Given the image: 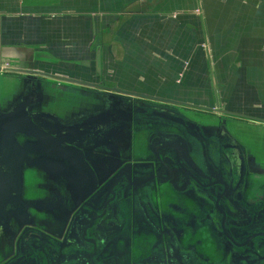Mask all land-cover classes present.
I'll list each match as a JSON object with an SVG mask.
<instances>
[{
    "label": "flooded vegetation",
    "instance_id": "af4514ba",
    "mask_svg": "<svg viewBox=\"0 0 264 264\" xmlns=\"http://www.w3.org/2000/svg\"><path fill=\"white\" fill-rule=\"evenodd\" d=\"M26 83L0 102V264H264L260 130Z\"/></svg>",
    "mask_w": 264,
    "mask_h": 264
},
{
    "label": "crops",
    "instance_id": "0c3cea01",
    "mask_svg": "<svg viewBox=\"0 0 264 264\" xmlns=\"http://www.w3.org/2000/svg\"><path fill=\"white\" fill-rule=\"evenodd\" d=\"M156 56L171 67L155 70L164 63ZM11 77L16 86L0 102L19 98L26 80L50 96L63 88L65 99L78 87L118 88L263 134L264 0H0V85Z\"/></svg>",
    "mask_w": 264,
    "mask_h": 264
},
{
    "label": "rangeland",
    "instance_id": "374dc122",
    "mask_svg": "<svg viewBox=\"0 0 264 264\" xmlns=\"http://www.w3.org/2000/svg\"><path fill=\"white\" fill-rule=\"evenodd\" d=\"M158 61L161 60L163 61L164 63H159L156 67H155V70H161L163 72H165L166 70L169 69V67H171V64L169 63V61L165 58V57H161V56H156ZM183 63V66L181 67L180 71L176 74V78H175V81L178 82V83H181L182 79L184 78V76L186 75V71L189 67V64H190V61L189 60H183L182 61ZM10 66V65H9ZM8 67V66H7ZM154 70V69H152ZM82 72V71H81ZM138 78L140 77H143L142 73H139V72H136ZM108 77H110L109 79L110 80H113L112 78H114V73L113 72H110L108 74H106ZM153 76H155V79L158 78V74H152V79L150 80H153ZM112 77V78H111ZM8 82H3L2 83V86L0 85V92H2L3 95H6V94H9L13 88L16 86L15 84V81H14V78L11 77V78H8ZM56 89H60V88H55V89H52L50 93H53ZM154 91H157L158 90V87H153ZM161 93H167L169 95H175V96H178L180 95L179 94V87L175 88V87H172V88H168V87H164L160 90ZM62 93L65 94V90L62 89ZM73 93H75L73 91ZM71 96H76L75 95H71ZM205 111H208V110H203V111H200V110H190V112L194 113L195 115L199 116V117H202V118H208L209 115L208 113H204ZM264 135V134H262Z\"/></svg>",
    "mask_w": 264,
    "mask_h": 264
},
{
    "label": "water",
    "instance_id": "95a60500",
    "mask_svg": "<svg viewBox=\"0 0 264 264\" xmlns=\"http://www.w3.org/2000/svg\"><path fill=\"white\" fill-rule=\"evenodd\" d=\"M100 86V85H98ZM107 91H110L112 93L110 94H113V95H119V94H124V95H130V96H138V97H142V98H146L145 96H143V94H139V93H136V92H131V91H125V90H122V89H118V88H108V87H104ZM161 100H164L165 99H161ZM21 112H25V110H22V109H17L16 113L14 112L15 115H20ZM15 119V118H14ZM17 119H20L19 117H17ZM18 127L16 126H11L9 127V135L11 136V134H13L16 130H20L22 128L21 125H17ZM8 129V128H6ZM4 129V130H6ZM8 133H5L6 135L3 134V142L2 144L6 145V144H9L13 142V140L10 138V142H9V139L7 140V136H8ZM15 144V142H14Z\"/></svg>",
    "mask_w": 264,
    "mask_h": 264
},
{
    "label": "built area",
    "instance_id": "2783aa9c",
    "mask_svg": "<svg viewBox=\"0 0 264 264\" xmlns=\"http://www.w3.org/2000/svg\"><path fill=\"white\" fill-rule=\"evenodd\" d=\"M9 66V64L6 65V67Z\"/></svg>",
    "mask_w": 264,
    "mask_h": 264
}]
</instances>
